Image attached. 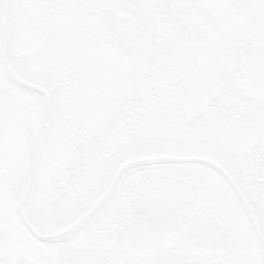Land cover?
Instances as JSON below:
<instances>
[{
    "label": "snow or ice",
    "instance_id": "6c2138e0",
    "mask_svg": "<svg viewBox=\"0 0 264 264\" xmlns=\"http://www.w3.org/2000/svg\"><path fill=\"white\" fill-rule=\"evenodd\" d=\"M0 264H264V0H0Z\"/></svg>",
    "mask_w": 264,
    "mask_h": 264
}]
</instances>
